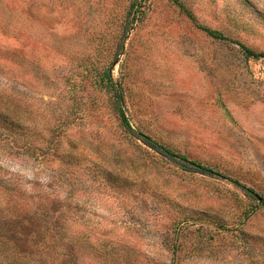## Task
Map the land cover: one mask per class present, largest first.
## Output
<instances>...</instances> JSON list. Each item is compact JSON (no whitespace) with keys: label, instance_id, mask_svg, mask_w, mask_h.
<instances>
[{"label":"rangeland","instance_id":"374dc122","mask_svg":"<svg viewBox=\"0 0 264 264\" xmlns=\"http://www.w3.org/2000/svg\"><path fill=\"white\" fill-rule=\"evenodd\" d=\"M182 1L0 0V264H264V0Z\"/></svg>","mask_w":264,"mask_h":264},{"label":"trees","instance_id":"16d2710c","mask_svg":"<svg viewBox=\"0 0 264 264\" xmlns=\"http://www.w3.org/2000/svg\"><path fill=\"white\" fill-rule=\"evenodd\" d=\"M182 12H184L199 28L206 31L208 34H210L213 37L221 38L223 35L219 33L218 31L211 29L205 25H202L198 22V19L196 15L187 7V5L182 0H171ZM136 5V3H133V7ZM135 20V18H133ZM241 47L244 49L246 55L248 57H259L262 56L260 54L254 53L250 48H248L246 45L241 44ZM103 82H105V90L107 92H112V96L114 99V111L117 114L119 125L122 128L123 131L128 133L131 136L136 137V139L140 140L143 144H145L147 147L154 150L156 153L163 155L165 159H168L170 161H173L177 163L183 170L187 172H198L205 175H210L213 177H225L222 173H220L216 168L203 164L202 162L191 159L185 154H182L180 152H177L176 150L172 149L170 146H167L166 144H163L158 139L152 137L150 134L146 133L145 131L136 128L132 125L129 117L126 115V110L124 107V95L122 92V89L120 87V84L118 85L113 77L112 73L109 69L104 71L102 76ZM0 128L8 133H15L16 131H19V126L17 125V121L13 120L9 115L0 117ZM227 178V177H226ZM238 186H241L242 189L245 191L246 195H248L251 199H258L262 204H264V197L258 195L253 188L247 187L245 185H242L239 183V181H235ZM256 196V198H255ZM252 207H248L245 218H249L253 212ZM202 218V216H200ZM46 238V237H45ZM59 239H55L53 241L54 245L59 244Z\"/></svg>","mask_w":264,"mask_h":264}]
</instances>
